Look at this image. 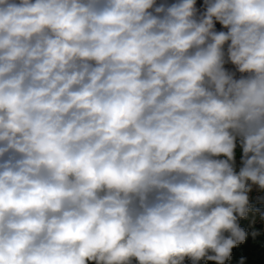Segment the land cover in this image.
<instances>
[{"label": "clouds", "instance_id": "9594fccd", "mask_svg": "<svg viewBox=\"0 0 264 264\" xmlns=\"http://www.w3.org/2000/svg\"><path fill=\"white\" fill-rule=\"evenodd\" d=\"M0 264H264V0H0Z\"/></svg>", "mask_w": 264, "mask_h": 264}, {"label": "built area", "instance_id": "2783aa9c", "mask_svg": "<svg viewBox=\"0 0 264 264\" xmlns=\"http://www.w3.org/2000/svg\"><path fill=\"white\" fill-rule=\"evenodd\" d=\"M217 27H218V29H219V27H220V26H219V25H217Z\"/></svg>", "mask_w": 264, "mask_h": 264}, {"label": "trees", "instance_id": "16d2710c", "mask_svg": "<svg viewBox=\"0 0 264 264\" xmlns=\"http://www.w3.org/2000/svg\"><path fill=\"white\" fill-rule=\"evenodd\" d=\"M244 222H242V224H243Z\"/></svg>", "mask_w": 264, "mask_h": 264}]
</instances>
